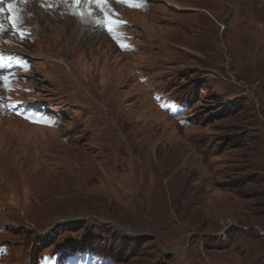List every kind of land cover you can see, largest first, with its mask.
I'll return each mask as SVG.
<instances>
[{
  "label": "rangeland",
  "instance_id": "obj_1",
  "mask_svg": "<svg viewBox=\"0 0 264 264\" xmlns=\"http://www.w3.org/2000/svg\"><path fill=\"white\" fill-rule=\"evenodd\" d=\"M144 1L125 13L132 54L70 20L60 35L47 5L34 21L25 78L60 125L0 117V264L86 247L111 264H264V0ZM152 92L187 104L163 113Z\"/></svg>",
  "mask_w": 264,
  "mask_h": 264
},
{
  "label": "bare ground",
  "instance_id": "obj_2",
  "mask_svg": "<svg viewBox=\"0 0 264 264\" xmlns=\"http://www.w3.org/2000/svg\"><path fill=\"white\" fill-rule=\"evenodd\" d=\"M54 1V0H53ZM11 2V0H0V5L1 4H5V3H10ZM35 4H36V2H35ZM45 5H47V8H48V11H45L46 13V16H48V17H53V16H55V19H50L51 21H50V23H52V24H54L55 25V27L56 28H58V31H59V34L60 35H63V32H62V30H61V28L62 27H64L65 29H70V27H69V23L67 22H65V20H69L68 19V16H67V14L63 11V9H62V6L60 5V4H58V5H54L53 7H50L49 6V4L46 2V4ZM39 7V6H38ZM32 8H34V7H32ZM18 10V9H17ZM17 10H13L12 11V13L10 14L9 12H5L4 11V14H8V15H13V13H17V17H18V12H17ZM29 11H27V12H32V10H30V9H28ZM38 8H34V11L36 12V14H37V12H38ZM33 11V12H34ZM34 14V13H33ZM44 14V13H43ZM43 18V17H42ZM5 21V20H4ZM17 21V20H16ZM31 21V18H30V20H29V22ZM3 22V20L1 21L0 20V26H2V28H0V33H5V32H7L8 30H9V28H11V27H14V24L13 23H11L10 25H7L6 24V26H3L1 23ZM5 24V23H4ZM67 24V25H66ZM18 25L19 26H22V24L21 23H18ZM81 31L78 29V27L77 26H75V28H73V30H72V32H69V34L71 33H73L74 34V36H78V35H80L81 33H80ZM58 33V32H57ZM68 33V32H67ZM86 32H84L83 33V36L85 35L86 36ZM95 36H97V37H99L98 39H96L95 40V43H97L98 42V44H99V46L100 47H104V46H102L103 44H106L107 42L109 43V41H108V39L109 38H107L106 40L105 39H103V37H101V35L100 34H93L91 37H95ZM87 39V38H86ZM67 40V39H66ZM69 41H71V38H70V40ZM64 42V41H63ZM92 40L90 39V40H87V42L86 43H89L90 45L92 44ZM68 44H70L69 42H66V45H68ZM80 42H78V44H76V47H79L80 46ZM69 69V68H68ZM1 82H2V80H0V93H1V91H3L4 90V88H3V85L1 84Z\"/></svg>",
  "mask_w": 264,
  "mask_h": 264
},
{
  "label": "snow or ice",
  "instance_id": "obj_3",
  "mask_svg": "<svg viewBox=\"0 0 264 264\" xmlns=\"http://www.w3.org/2000/svg\"><path fill=\"white\" fill-rule=\"evenodd\" d=\"M74 4L79 5L80 0H73ZM95 3L97 4V6H102L105 3V0H95ZM8 10L9 13L11 14L13 11V6L10 4L8 5ZM4 11L3 8H0V13H2ZM109 24H111V21H109ZM0 28H2V26H0ZM109 31H111V28H109ZM43 119V117L41 118ZM49 123H53L52 121H49Z\"/></svg>",
  "mask_w": 264,
  "mask_h": 264
},
{
  "label": "trees",
  "instance_id": "obj_4",
  "mask_svg": "<svg viewBox=\"0 0 264 264\" xmlns=\"http://www.w3.org/2000/svg\"><path fill=\"white\" fill-rule=\"evenodd\" d=\"M231 142H234L235 140H237V137L234 135L230 138Z\"/></svg>",
  "mask_w": 264,
  "mask_h": 264
}]
</instances>
